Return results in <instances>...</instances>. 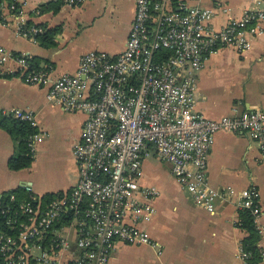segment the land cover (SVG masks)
I'll return each instance as SVG.
<instances>
[{
	"label": "built area",
	"instance_id": "obj_1",
	"mask_svg": "<svg viewBox=\"0 0 264 264\" xmlns=\"http://www.w3.org/2000/svg\"><path fill=\"white\" fill-rule=\"evenodd\" d=\"M132 1L135 15L122 52L89 51L74 74L52 77L46 67L31 68L30 55L0 46V75L6 73L3 65L14 61L25 83L47 87L49 102L86 116L73 147L79 176L69 191L50 197L35 196L29 187L23 197L0 193V264H107L119 243L149 245L160 254L145 229L158 190L140 182L141 162L152 153L170 165L180 187L203 210L214 212L220 201L249 209L255 223L260 216L255 186L239 192L215 188L205 169L218 131L246 133L264 160V110L233 107L210 119L194 105L196 73L222 48L249 49L264 21L263 1L251 0L240 18L218 29L211 24L213 9L191 3L200 0ZM209 1L226 12L225 0ZM23 4L0 1V25L12 24L19 36L35 41L41 29L26 26ZM12 115L37 128L32 111L13 109ZM40 136L38 130L31 136L32 152ZM239 254L246 264L242 247Z\"/></svg>",
	"mask_w": 264,
	"mask_h": 264
},
{
	"label": "crops",
	"instance_id": "obj_2",
	"mask_svg": "<svg viewBox=\"0 0 264 264\" xmlns=\"http://www.w3.org/2000/svg\"><path fill=\"white\" fill-rule=\"evenodd\" d=\"M20 16L46 28L60 27L56 45L42 47L38 40L19 36L12 24L0 25V46L15 54L30 55L38 67L50 69L52 77L74 74L81 55L102 51L116 56L124 49L135 15L132 0H84L78 5L60 3L58 9L40 12V6L57 0H23ZM261 6L264 8V0ZM192 4L211 8V24L225 25L240 18L251 0H225L226 12L209 0ZM260 32L251 37L249 49L242 53L222 48L210 55L196 73L197 112L210 119L239 110H264V21ZM41 29V28H40ZM0 75V111L30 110L35 114L42 136L34 144L29 168L11 170L8 161L16 155L13 138L0 127V193L29 187L38 197L69 191L78 180L73 147L80 139L85 120L83 112H66L48 101L47 87L25 83L18 76L14 61ZM141 185L156 187L154 215L145 224L149 236L161 253L149 245H116L107 264H245L240 258L245 232L236 226L239 210L235 204L216 202L214 212L197 206L180 187L170 165L154 153L141 162ZM205 173L215 188L229 186L236 192L250 186L259 191L261 214L256 220L260 232L258 246L264 264V160L257 145L246 133L218 131L208 153Z\"/></svg>",
	"mask_w": 264,
	"mask_h": 264
},
{
	"label": "trees",
	"instance_id": "obj_3",
	"mask_svg": "<svg viewBox=\"0 0 264 264\" xmlns=\"http://www.w3.org/2000/svg\"><path fill=\"white\" fill-rule=\"evenodd\" d=\"M5 1L8 4L12 3V0H0ZM61 0L57 2L48 3L40 6V12L49 10V8L58 9ZM18 9V7H17ZM33 23L26 21V26H30ZM36 27L41 28V31L36 34V40L44 48L53 47L56 45L55 37L60 32V27L46 28L43 24H33ZM29 65L33 69H39L36 59L31 58ZM0 127L7 131L13 138L17 152L16 155L11 157L8 161V167L11 170H21L29 168L34 159V152L29 147L30 138L37 130L29 125L28 122L15 118L12 114H4L0 111ZM19 197L25 196L27 193L24 188L13 191ZM51 194L45 196L50 197ZM239 218L236 226L245 232V236L241 241L242 250L246 253V264H259L261 261V251L258 246L260 240V232L257 229L253 214L249 209H240Z\"/></svg>",
	"mask_w": 264,
	"mask_h": 264
},
{
	"label": "rangeland",
	"instance_id": "obj_4",
	"mask_svg": "<svg viewBox=\"0 0 264 264\" xmlns=\"http://www.w3.org/2000/svg\"><path fill=\"white\" fill-rule=\"evenodd\" d=\"M42 136L40 137V140H41ZM38 253V251H36Z\"/></svg>",
	"mask_w": 264,
	"mask_h": 264
}]
</instances>
